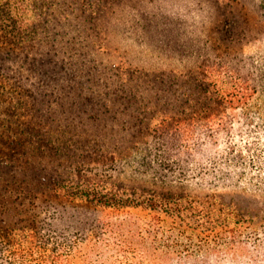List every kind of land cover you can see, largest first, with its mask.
Segmentation results:
<instances>
[{"label":"rangeland","instance_id":"rangeland-1","mask_svg":"<svg viewBox=\"0 0 264 264\" xmlns=\"http://www.w3.org/2000/svg\"><path fill=\"white\" fill-rule=\"evenodd\" d=\"M33 21L42 39L33 49L41 57L34 64L39 74L20 83L34 96L31 121L40 118L42 125L15 150L0 143V197L31 199L53 177H75L79 168L128 190L215 197L248 219L235 234L250 238L160 264H264L259 1L49 0L34 8ZM201 64L222 71L218 79L224 71L246 78L254 92L217 115V125L203 127V141L182 131L157 140L153 133L162 120L197 113V86L213 80L200 72ZM15 151L18 161L6 164ZM72 204L55 206L83 220L104 214L86 203ZM144 215L130 214L136 221Z\"/></svg>","mask_w":264,"mask_h":264},{"label":"trees","instance_id":"trees-1","mask_svg":"<svg viewBox=\"0 0 264 264\" xmlns=\"http://www.w3.org/2000/svg\"><path fill=\"white\" fill-rule=\"evenodd\" d=\"M258 1L264 7V0ZM48 3L0 0V143L12 150L25 140L30 142L29 131L42 125L40 118L37 124L31 121L36 117L34 96L20 81L30 82L39 74L34 64L41 57L33 49L42 39L35 34L33 12ZM207 66L201 64L200 72L213 75V80L197 86V113L162 120L154 138L182 131L201 141L203 127L217 125V115L251 97L254 89L246 78L224 71L226 76L218 79L222 71ZM190 118L192 124L186 122ZM19 158L15 151L4 160L10 164ZM41 191L28 200L19 195L0 197V264H160L165 259L194 257L209 246L230 248L245 240L237 239L241 234H235L236 230L249 225L248 219L215 197L128 190L101 176H88L83 168L75 177H53ZM60 202L86 203L104 214L90 220L74 218L55 206ZM132 210L144 212V219L131 218Z\"/></svg>","mask_w":264,"mask_h":264}]
</instances>
